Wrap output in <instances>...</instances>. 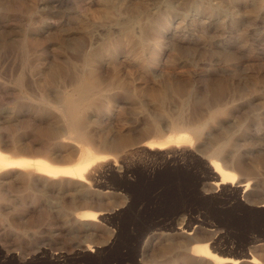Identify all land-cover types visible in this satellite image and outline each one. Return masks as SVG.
Returning a JSON list of instances; mask_svg holds the SVG:
<instances>
[{
	"label": "rangeland",
	"instance_id": "rangeland-1",
	"mask_svg": "<svg viewBox=\"0 0 264 264\" xmlns=\"http://www.w3.org/2000/svg\"><path fill=\"white\" fill-rule=\"evenodd\" d=\"M82 80L103 90L92 146L110 158L85 186L4 172L0 264H264V0H0L6 142L54 144L39 97ZM179 114L207 119L192 146L142 145L147 123ZM120 134L127 145L103 149L99 136ZM216 163L233 185L213 183ZM200 242L232 260L200 256Z\"/></svg>",
	"mask_w": 264,
	"mask_h": 264
},
{
	"label": "bare ground",
	"instance_id": "bare-ground-1",
	"mask_svg": "<svg viewBox=\"0 0 264 264\" xmlns=\"http://www.w3.org/2000/svg\"><path fill=\"white\" fill-rule=\"evenodd\" d=\"M149 27H151V25H149ZM100 80L101 79H99V81ZM99 83H101V81ZM106 86L109 85L107 84ZM102 91L99 87H97V85H95L94 81L82 80L80 81V84L74 89L65 90L57 95H51L49 93L41 95L39 99H47L50 101L51 108L56 111V124L52 127H50V125L48 126L49 129L51 128L50 133L52 135L51 137L54 139V144L49 142L47 143L45 140L36 139L34 137H28V142L25 143H21L20 139H12L6 142L5 136L0 135V178H2L3 174H5L4 172L8 173L12 171L16 173L14 175H19L29 180L38 179L43 182H47L60 179L64 182L69 183V181H73L80 186H85V184L90 181L88 179V174L92 166L108 161L110 158L109 154L99 151L92 146V144L97 139L92 133L91 127L96 121L93 117L94 112L98 111L100 108L98 101L101 100L103 96ZM158 94L159 93L156 91L152 92L153 98L157 99L160 97ZM163 94L161 95V99L164 101L166 94ZM114 96V98H116L121 95L117 96L115 94ZM122 97L129 99L131 95L128 93V91H125V93L122 94ZM36 98H38V96ZM219 103L220 102H216L217 107H219ZM209 114L210 118L213 117L215 113L211 110V113ZM199 120L200 117L198 116L195 118L193 117L192 119H186L182 116V114H179V116L172 120L168 125H164V121V123H161L159 120H153L146 125V130L149 132V134L147 135L146 140H144L145 142L142 141V145L148 147L149 149H158L159 151L166 148L169 149V147L172 149V147L176 148L192 146L194 142L200 138L207 123V119L202 123H197ZM129 140L130 139L127 137V135L123 134L113 136L111 139H108L106 136H99V141L103 145V149L110 150L118 149L127 145ZM219 148H221V145L218 146L217 150ZM53 149L65 150L67 152L66 156L62 158H52L50 153ZM77 151L80 154L77 160L74 162H67L70 161V156H72V154L76 153ZM30 152L37 154L34 156H27L26 153ZM74 156L75 155H73V157ZM224 167L218 163H216L214 166V172L216 173L215 175L217 179H215L213 183L216 186L228 182L231 183V185L234 183L235 174L232 171L234 169L229 170L227 169L228 167ZM249 183L250 181H247V185ZM98 195L102 196L101 193H98ZM108 196L111 197L110 194H108ZM84 204H89L87 198H85ZM105 208V206L101 205L97 206L95 209H86L83 213L84 216L81 217L87 220H94L96 219V216L99 215ZM188 232L192 233L190 231ZM194 247L200 256L216 257L222 262H228L232 260L228 257L217 256L211 251L208 243L200 242ZM254 259L252 258L250 261L254 263ZM238 260H235V262H238Z\"/></svg>",
	"mask_w": 264,
	"mask_h": 264
}]
</instances>
